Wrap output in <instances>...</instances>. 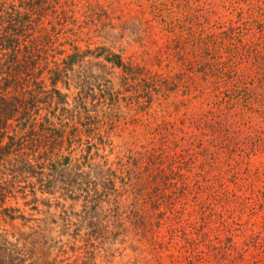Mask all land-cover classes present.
Wrapping results in <instances>:
<instances>
[{
  "label": "rangeland",
  "instance_id": "obj_1",
  "mask_svg": "<svg viewBox=\"0 0 264 264\" xmlns=\"http://www.w3.org/2000/svg\"><path fill=\"white\" fill-rule=\"evenodd\" d=\"M1 1L48 54L37 120L65 142L0 160V264H264V90L185 87L221 0Z\"/></svg>",
  "mask_w": 264,
  "mask_h": 264
},
{
  "label": "trees",
  "instance_id": "obj_2",
  "mask_svg": "<svg viewBox=\"0 0 264 264\" xmlns=\"http://www.w3.org/2000/svg\"><path fill=\"white\" fill-rule=\"evenodd\" d=\"M221 3L231 16L235 15L229 25L220 23L219 31L208 29V32L190 28L192 43L199 53L189 61L188 71L193 76H188L190 84L185 87L187 91L193 87L203 96L206 89L202 84L210 82L216 85L217 92L222 91L220 94L224 92L223 86L226 88L227 101L240 98L246 104L253 96L249 87L264 90V0H221ZM6 4L0 0V160L15 151L25 155L27 141L31 142L28 143L32 144L31 149L37 142L43 145L48 158V149L53 152L65 142L63 132L52 129L49 119L43 118L40 123L37 120L42 103L40 75L48 68V54L37 43L28 45L20 39L27 15H9ZM185 4L194 9H190L191 18L200 17L203 7L188 6L186 1ZM5 22L9 24L5 26ZM243 79L247 80L245 89L238 85ZM231 83L237 85L230 91L227 87ZM261 102L264 109V99ZM155 161L151 158V166L152 162L156 165ZM154 171L155 180L162 178L161 167Z\"/></svg>",
  "mask_w": 264,
  "mask_h": 264
}]
</instances>
